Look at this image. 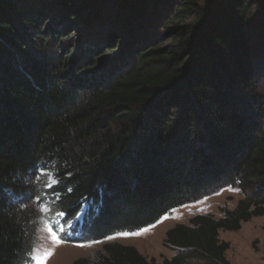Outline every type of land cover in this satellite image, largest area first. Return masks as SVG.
Listing matches in <instances>:
<instances>
[{"label":"trees","instance_id":"1","mask_svg":"<svg viewBox=\"0 0 264 264\" xmlns=\"http://www.w3.org/2000/svg\"><path fill=\"white\" fill-rule=\"evenodd\" d=\"M264 0H0V264H25L8 191L52 166L48 189L87 240L155 224L226 187L223 215L165 233L161 263L102 244L72 264H229L219 230L264 216ZM170 40L167 44L163 42Z\"/></svg>","mask_w":264,"mask_h":264},{"label":"rangeland","instance_id":"2","mask_svg":"<svg viewBox=\"0 0 264 264\" xmlns=\"http://www.w3.org/2000/svg\"><path fill=\"white\" fill-rule=\"evenodd\" d=\"M254 35L259 48V58L264 69V12L256 15ZM170 40L163 43L167 44ZM259 47V45H258ZM264 80V70L261 74ZM25 190L8 191L10 201L19 209L20 216L27 222L32 250L25 264H38L37 258L44 260L45 252L51 255L44 264H72L80 258H87L92 263L105 242L116 241L123 245L134 246L146 259L161 263L164 258H171L176 251L164 245L166 231L175 224H188L196 214H211L215 218L223 215V209H232L241 194L232 187L222 188L209 196L181 206L163 216L155 224L134 232L139 235L117 233L101 241L87 240L84 217L93 203L82 201L78 213L72 218L55 204L60 195L48 192L59 185V180L52 166L40 168L34 179L26 180ZM52 234L62 241L54 244ZM78 238L79 241L74 239ZM219 239L229 243L225 256L229 264H264V216L253 217L243 222L236 231L219 230Z\"/></svg>","mask_w":264,"mask_h":264},{"label":"snow or ice","instance_id":"3","mask_svg":"<svg viewBox=\"0 0 264 264\" xmlns=\"http://www.w3.org/2000/svg\"><path fill=\"white\" fill-rule=\"evenodd\" d=\"M123 235H139V233H124ZM52 240L54 244H59L62 241L59 239V237H57L55 234H52ZM52 253L51 251L45 252L44 254V260L47 259L48 256H50ZM44 260H41L39 257L37 258L38 264H44Z\"/></svg>","mask_w":264,"mask_h":264}]
</instances>
